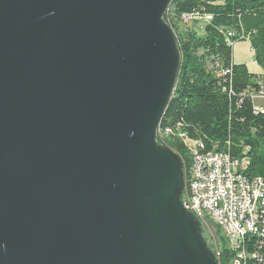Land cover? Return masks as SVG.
Returning <instances> with one entry per match:
<instances>
[{
  "label": "water",
  "instance_id": "95a60500",
  "mask_svg": "<svg viewBox=\"0 0 264 264\" xmlns=\"http://www.w3.org/2000/svg\"><path fill=\"white\" fill-rule=\"evenodd\" d=\"M173 0H0V264H218L159 143Z\"/></svg>",
  "mask_w": 264,
  "mask_h": 264
},
{
  "label": "trees",
  "instance_id": "16d2710c",
  "mask_svg": "<svg viewBox=\"0 0 264 264\" xmlns=\"http://www.w3.org/2000/svg\"><path fill=\"white\" fill-rule=\"evenodd\" d=\"M196 10L213 15L203 33L181 27L183 14ZM164 19L173 27L182 60L175 92L158 128L159 143L178 152L187 171L192 159L178 137L180 127L189 138L202 141L206 151L235 157L247 152L250 165L244 174L264 179V112L255 111L251 96L253 90L264 89V83L258 82L259 76L247 64L235 62L226 36L229 29L249 36L255 59L264 70V0H173ZM256 242V233L247 235L244 258L253 257ZM226 251L222 264H238L237 252L230 260Z\"/></svg>",
  "mask_w": 264,
  "mask_h": 264
},
{
  "label": "built area",
  "instance_id": "2783aa9c",
  "mask_svg": "<svg viewBox=\"0 0 264 264\" xmlns=\"http://www.w3.org/2000/svg\"><path fill=\"white\" fill-rule=\"evenodd\" d=\"M213 15L196 10L185 13L182 20L186 23L212 20ZM231 45L237 41L249 39L229 29L226 32ZM215 65L220 66L217 57ZM227 71H223L225 74ZM222 91H225V88ZM252 97H264V89L253 90ZM264 112V110H263ZM178 137L185 140L188 151L196 154V163H191L185 172V192L182 201L187 210L194 214L198 221H210L216 228H224V233H230V241L241 238L242 224H250V230H257V242L253 257L244 258L243 245L237 249L238 264H264V179L251 177V185H243V173L250 165V158L235 157L228 152L206 151L202 141L189 142L188 135L180 131ZM246 147L245 151H248ZM254 201H261V224H254V215H250V207ZM219 240V255L221 245Z\"/></svg>",
  "mask_w": 264,
  "mask_h": 264
},
{
  "label": "rangeland",
  "instance_id": "374dc122",
  "mask_svg": "<svg viewBox=\"0 0 264 264\" xmlns=\"http://www.w3.org/2000/svg\"><path fill=\"white\" fill-rule=\"evenodd\" d=\"M206 23L200 22V23H186L185 21H181V27H192L195 28L198 33H203L204 32V26ZM245 45H248L247 42L243 44V42H240L235 45L233 49V55L234 58L240 62L242 60V56H248L249 53H251V49L249 46L247 48ZM191 156V155H190ZM192 159V157H191ZM192 163V161H191ZM245 177H248L244 174ZM249 178V177H248ZM185 192V189L183 190V193ZM200 226H201V236L203 240L205 241L206 245L209 247V249L213 252L218 264H222V258H223V252H228V255H230V260L236 258V253L231 251L229 249V241H227V236L224 233V231L219 230L220 228H216L212 222L207 221L206 223L199 221ZM222 229V228H221ZM226 236V237H225ZM218 237L223 241L224 244L221 245V257L219 255V240ZM229 240V239H228ZM225 246V250H223ZM229 260V261H230Z\"/></svg>",
  "mask_w": 264,
  "mask_h": 264
},
{
  "label": "bare ground",
  "instance_id": "6f19581e",
  "mask_svg": "<svg viewBox=\"0 0 264 264\" xmlns=\"http://www.w3.org/2000/svg\"><path fill=\"white\" fill-rule=\"evenodd\" d=\"M188 139H189V142H198L199 141V140L191 139L189 137H188ZM181 140L185 143V140H183V139H181ZM189 153L192 157V163H196V154H193V152H190V151H189ZM243 185H251V178L245 177L244 173H243ZM250 215H254V224H261V201H254L253 202V205L250 207ZM219 230L224 231V228H222V229L220 228ZM253 233L257 234V230H250V224H242V226H241V238H234V241H230V233H225L227 238L229 239V240L227 239V241H229V249L231 251L237 252L238 247H241V245L244 244L247 235L253 234ZM243 253L245 256L244 250H243Z\"/></svg>",
  "mask_w": 264,
  "mask_h": 264
},
{
  "label": "crops",
  "instance_id": "0c3cea01",
  "mask_svg": "<svg viewBox=\"0 0 264 264\" xmlns=\"http://www.w3.org/2000/svg\"><path fill=\"white\" fill-rule=\"evenodd\" d=\"M243 42V44L245 42L248 43V45H245V47L247 48V46L250 47L251 49V53H249L248 56H242V60H240V62H238L235 58V62L236 63H245L247 64L249 70L252 73H255L259 76L258 82H260L261 85H263L264 83V70L263 68L257 63L256 59H255V50L252 47L251 41L249 39H244V40H240L237 41L235 44H233V49L235 47L236 44ZM253 101H254V106L256 111H263L264 110V97H252Z\"/></svg>",
  "mask_w": 264,
  "mask_h": 264
}]
</instances>
